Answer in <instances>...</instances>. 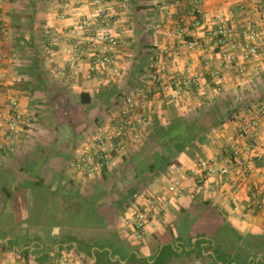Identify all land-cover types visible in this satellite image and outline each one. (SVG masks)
Returning <instances> with one entry per match:
<instances>
[{"label":"crops","instance_id":"0c3cea01","mask_svg":"<svg viewBox=\"0 0 264 264\" xmlns=\"http://www.w3.org/2000/svg\"><path fill=\"white\" fill-rule=\"evenodd\" d=\"M59 1L48 0L45 11L39 12L36 9L42 8L40 0H0V16L5 17L10 29L9 36L0 40L7 54L5 76L0 77V99L4 93L18 94L29 116L24 129L0 151V264H62L68 258L94 264L97 250H107L122 263L134 254L154 262L168 244L178 250L171 264H213L215 252L222 260L220 264H264V207L243 216L249 196L244 197L241 209L235 210L230 188L223 179L213 177L202 185L192 172L201 158L221 152L226 136L237 129L234 118L224 116V122L199 145L200 150L180 154L156 173L148 169L151 148L143 154L152 127L141 142L129 144L114 173L89 179L68 166L77 147L108 114L96 105V100L111 90L123 93L140 85L154 59L160 60L169 73L187 67L204 72L206 60L218 66L216 44L200 53L186 49L178 38L165 35L168 26L176 27L187 14L185 0L169 14L162 9L163 0H108L123 12L121 25L128 30L120 48L124 77L110 82L82 79L77 85L63 83L65 89L60 87V79H56L58 84L52 81L54 62L64 60L60 47L49 48L43 42L48 27L56 25L67 31L82 11L91 12L92 7H72L68 19L60 22L55 21ZM261 7L264 0H205L204 30L198 35L214 30L221 12L229 16L235 31H240ZM163 47H173L179 56L161 55ZM16 73L23 75L24 81L9 85L7 80ZM239 74L237 66L224 69L221 92H232L235 82L240 83ZM82 92L92 98L87 105L81 102ZM218 93L208 74L199 89L180 100L158 93L152 99L154 122L168 124L177 117L202 119L203 111L205 117L219 111L217 116L221 118L227 101L216 99ZM71 95L81 102L82 111L68 107ZM41 101L53 103L54 110L47 114L28 112L30 103ZM111 101L115 97L110 98L108 107ZM58 103L65 105L61 111ZM79 119L84 122L75 128L74 121ZM174 166L180 167L179 173L174 172ZM255 166L264 175V160L256 161ZM172 175L182 180V195L167 192L166 177ZM254 180L259 183L261 178L257 175ZM151 191L168 194L169 202L150 220L145 235L137 238L125 230L124 220Z\"/></svg>","mask_w":264,"mask_h":264},{"label":"built area","instance_id":"2783aa9c","mask_svg":"<svg viewBox=\"0 0 264 264\" xmlns=\"http://www.w3.org/2000/svg\"><path fill=\"white\" fill-rule=\"evenodd\" d=\"M187 14L182 16L176 27L168 26L165 35L178 38L182 45L192 51L206 53L216 44L219 47L218 66L209 60L204 63L205 73L187 67L179 73H169L154 59L147 76L140 85L128 89L118 96L109 113L99 122L92 135L83 141L69 160V169L78 175L95 179L105 173H114L121 166L128 146L139 143L154 123L152 99L165 93L169 99L180 100L201 87L205 74L214 83V89L222 90L224 69L237 66L242 75L260 74L264 71V8H257L256 17L240 31L230 24L225 12L219 14L218 26L204 35L203 3L205 0H185ZM182 0H163L162 9L171 11L182 5ZM92 7L91 12L82 11L77 23L67 31L60 26L48 27L44 40L49 48L60 47L64 60L54 62L52 71L56 79L79 84L82 79H100L110 82L123 78L120 48L127 36L122 24L123 12L115 9L108 0H60L55 21L68 19L72 7ZM245 11V6L241 7ZM10 34L4 16H0V40ZM188 35L190 38H187ZM161 55L179 56L173 47H163ZM7 59L6 51L0 45V77ZM24 76L16 73L7 80L9 85L23 82ZM237 129L226 136V142L219 154L201 158L192 171L198 184L204 185L213 177H220L230 188L235 210L241 209L244 197L250 203L242 214L264 207V175L257 171L255 162L264 160V100L246 106L234 115ZM27 123L18 94L4 93L0 99V151L7 148ZM2 156L0 155V167ZM179 173L180 167L174 166ZM259 175L261 181L255 182ZM167 192L182 195V180L177 176L166 177ZM169 195L151 191L145 195L139 207L124 220L126 231L137 238L145 235L150 220L166 207ZM62 264H84L78 259L68 258Z\"/></svg>","mask_w":264,"mask_h":264},{"label":"trees","instance_id":"16d2710c","mask_svg":"<svg viewBox=\"0 0 264 264\" xmlns=\"http://www.w3.org/2000/svg\"><path fill=\"white\" fill-rule=\"evenodd\" d=\"M260 99L264 100V96ZM91 101L92 98L89 93H81L82 103L87 105ZM244 108H246V105L242 108L238 104L231 105V107L223 111L224 114L221 118L217 116L219 111H214L209 121L177 117L170 120L168 124H163L161 121L156 120L151 126L152 131L143 152V154L148 153L147 150L151 148V157L148 158L150 160L148 169L156 173L164 166L172 164L180 154L200 150L199 145L206 142L208 134L213 128L223 123L225 117L231 119ZM144 168H138V170L141 171ZM177 251L176 247L168 244L161 249L154 262L139 258L137 254H134L128 258L126 263H122L121 259L114 260V257L107 250H97L95 252L97 260L94 264H171L170 262L177 255ZM214 254L216 256H212L213 264H220L221 258L217 256L216 252Z\"/></svg>","mask_w":264,"mask_h":264},{"label":"rangeland","instance_id":"374dc122","mask_svg":"<svg viewBox=\"0 0 264 264\" xmlns=\"http://www.w3.org/2000/svg\"><path fill=\"white\" fill-rule=\"evenodd\" d=\"M47 1L48 0H40V4H42V8H39L36 10H39V12L45 11L44 3H46ZM245 76L241 75V73L239 74L240 83L235 82L234 89L231 90L232 92H228L227 90H223L222 92L220 91L218 93V96L215 97L216 99H220V101L224 100V99H225L224 101H227V102H225L226 103L225 106L223 105V107H222L223 111L226 110V108L231 107V105H235V104L240 105V107L242 108L245 105L246 106L249 105L250 102H254V103L257 102L262 96H264V71L260 74H250V75H247L246 77ZM114 79L117 81H120L122 78H114ZM52 81H56V83H57L56 78H53ZM60 83H62V86H60V87H62V89H65L64 87H66L65 86L66 84H63V83H65V81H62ZM121 94H122V92L119 93L116 90H111V92H109V93H104V94H102V96H100L101 98L99 97V101L96 100V105L100 106L102 110L109 113V111L112 107V106L108 107V105H109L108 103L110 102V98L115 97V99H116ZM108 95L110 96V98H107ZM76 98H77L76 95H73L72 98L69 99L68 107L73 108L75 106L73 108L75 111H82L83 106L81 105V102H79ZM208 101H210V100H208ZM113 102L111 101V103H113ZM62 105L65 106L64 104H61V103L57 104L58 110H60V111L62 110V107H61ZM77 105L79 107H77ZM53 110H54L53 103H50L49 101H46V102L41 101L40 103H37V104L30 103L28 112L47 114V113L52 112ZM85 110H87L88 112L91 111V109H86V108H85ZM209 114H210V112H209ZM209 114L207 115V117H205L204 116L205 112L203 111V112H201L200 118H202L204 121H209L210 118L212 117V114L211 115H209ZM25 117H26V120L28 122L29 116L26 113H25ZM83 122L84 121L82 119H79L76 122L74 121V123H77V125H75L76 126L75 128L81 127ZM146 134H147V132H146ZM146 134L144 135L143 139H145L147 137ZM148 139H149V137H147L145 139V141H148Z\"/></svg>","mask_w":264,"mask_h":264}]
</instances>
